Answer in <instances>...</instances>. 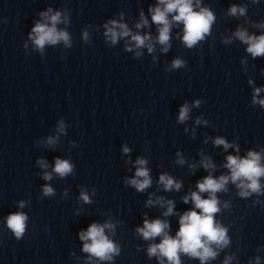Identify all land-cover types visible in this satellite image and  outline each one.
Listing matches in <instances>:
<instances>
[{"label": "clouds", "instance_id": "obj_1", "mask_svg": "<svg viewBox=\"0 0 264 264\" xmlns=\"http://www.w3.org/2000/svg\"><path fill=\"white\" fill-rule=\"evenodd\" d=\"M198 7L199 11L194 10ZM151 20L158 26L157 42L163 46L161 49L167 52L170 45V31L173 23L183 24V43L187 48H193L198 42L205 39L206 35L210 34L211 26L215 20L213 13L206 7H200V0H196L195 5L193 0H158L155 7H150ZM169 20V14H173ZM245 7L232 6L229 9V15H245ZM41 19L38 20L31 29L29 39L33 42L35 48L43 52L45 45H56L63 41L66 47H71V38L69 33L64 29H58L57 25L67 23V17L63 16L60 11H53L49 8L45 12H41ZM148 25V20L145 18L143 12L140 14V22L136 24V28L140 29ZM264 27V24L257 25ZM104 28L106 29L105 37L116 44L118 39L129 37L131 45L126 46V51H131L132 47L137 49L147 47L149 53L154 51V46L151 43L150 34L141 35L139 33H132L125 23L115 19L108 21ZM233 35L242 43L247 45L246 51L251 54L253 58L264 56V34L259 36L249 34L247 30L238 28ZM85 41L88 39V33L83 34ZM228 42V41H226ZM140 55L139 52L136 53ZM184 62L177 58L173 60L171 68H181ZM251 84L252 81H249ZM264 91L261 88H255L253 91V104L264 106V99H258L259 93ZM200 101H195L198 106ZM189 107L187 104L181 106L179 110L178 121L184 122L188 119ZM200 123V120H197ZM59 131H64L63 122L60 123ZM48 144H55L53 137L48 138ZM215 145H223L225 150L233 145H230L224 138L218 137L214 140ZM239 149L237 148V151ZM124 153H128L130 149L125 146ZM179 157L177 163L183 164L185 161L177 153ZM225 168L229 170L228 175H221L215 178L211 173L197 182L196 191L190 192L182 199L185 204L192 202L194 207L179 216V230L175 237L169 235L167 229L170 224L167 220L159 218L149 221L147 218L143 222V227H138L136 231L142 236L144 240H153L156 237H161L158 244H151L148 247V255L157 256L160 258V264H164L163 258H166L169 264H181L180 254H186L192 258H198L201 264L206 261L213 260L218 255V250L227 247L230 239L227 235L228 229L216 220V214L221 211L220 201L217 193L226 192V185L231 182L236 185L239 190L238 195L247 198L253 193H261L260 178L264 176V166L261 165V155L255 151H249L246 157H239L228 155L226 157ZM42 168H47V162L44 160L38 161ZM137 165L135 176L127 181V183L139 192H143L151 186V177L149 169L145 167L147 160L138 158L135 161ZM201 166L205 169H214L215 165L209 158L204 157L200 161ZM195 167V165H190ZM53 171L60 177H66L73 171V165L64 159L56 158ZM45 180L52 178L51 173L45 172L43 175ZM159 183L163 185L165 191L173 189L179 191L181 184L175 181L167 174H162L159 177ZM207 193V198L202 194ZM43 194L50 196L54 194V190L45 185L43 187ZM85 203H90V197L82 191L79 197ZM159 204L161 207H166L163 215L165 217L174 214V202L172 200H165L163 197L157 198L153 201L149 199L147 205ZM19 206L23 208L24 202L21 201ZM225 207L228 205L225 204ZM199 210V211H197ZM28 217L23 212H16L10 214L6 218L7 227L14 233L17 239H20L26 229V221ZM105 229H114L111 222H105L103 225L92 223L86 230L79 233V239L84 242L83 251L89 253L90 257H96L100 260H111L114 255L119 254V248L112 240L105 234ZM215 246V248L213 247ZM232 257H227L224 264H228ZM255 264H260V257H255Z\"/></svg>", "mask_w": 264, "mask_h": 264}]
</instances>
